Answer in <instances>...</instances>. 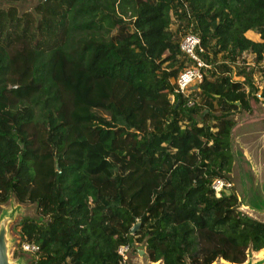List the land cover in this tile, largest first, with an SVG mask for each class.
<instances>
[{"label": "trees", "instance_id": "16d2710c", "mask_svg": "<svg viewBox=\"0 0 264 264\" xmlns=\"http://www.w3.org/2000/svg\"><path fill=\"white\" fill-rule=\"evenodd\" d=\"M3 1L0 204H35L18 224L39 249L30 264H120L134 242L161 264H242L264 248V221L211 188L234 166L231 113L258 86L264 102V0ZM191 24L204 61L249 52L258 80L210 69L177 92Z\"/></svg>", "mask_w": 264, "mask_h": 264}, {"label": "rangeland", "instance_id": "374dc122", "mask_svg": "<svg viewBox=\"0 0 264 264\" xmlns=\"http://www.w3.org/2000/svg\"><path fill=\"white\" fill-rule=\"evenodd\" d=\"M40 0H22L17 3V6L22 9H30L34 4L39 2ZM7 3L3 0H0V7L6 6ZM177 21L175 18L172 21L171 29L174 30L176 27ZM246 36L253 40H260L259 35L255 32H247ZM208 55V63L211 64L212 70H223L228 69L232 74V78L238 77L240 71L243 66L239 65L240 63H253L254 55L245 52L240 56H237L235 59L232 57H228L224 54L217 53L215 49L209 48L206 51ZM225 61H228L226 63ZM226 64V68L224 67ZM245 68V65H244ZM207 70V74L209 75L210 71ZM234 76V77H233ZM258 80V79H257ZM256 83V82H255ZM257 84V83H256ZM264 102L252 96L250 97L251 110L248 112L243 111L242 109L235 110L231 113L230 117L235 119L236 123L232 128V134L234 136L235 147H238V144L243 145L248 149V151H252L255 154H252L254 160L260 161V154L255 152L257 151L258 146H262L264 148ZM236 152V151H235ZM263 154V153H262ZM264 158V156H263ZM261 178L264 179V173L261 172ZM257 201V199H255ZM239 208L243 211H247L246 208H243L240 204ZM11 210H15L14 219L11 221L9 225V238H10V257L14 260L21 261L22 264H30L33 258V255L25 252L21 249L20 243L21 240L18 235L19 231V222L21 219L25 217L38 218L39 213L35 206V204L30 203H18L16 199L11 196L10 199L4 203L0 204V214L3 212H9ZM250 213V212H249ZM144 250L143 243L134 242L132 244V248L129 250L127 254V264H151L147 259L146 255H141L140 251ZM256 254V255H255ZM258 257L257 253L251 254L250 258ZM220 260H216L212 264H220ZM158 264H161L158 262Z\"/></svg>", "mask_w": 264, "mask_h": 264}, {"label": "built area", "instance_id": "2783aa9c", "mask_svg": "<svg viewBox=\"0 0 264 264\" xmlns=\"http://www.w3.org/2000/svg\"><path fill=\"white\" fill-rule=\"evenodd\" d=\"M189 17V13H188ZM192 24L184 32V34L181 36L179 47L183 55L191 62L190 65L184 67L179 73L177 78L175 79V88L176 91L182 94L183 96H187L188 92L193 90L194 85L198 84L206 74L207 70L212 69L211 64L204 61L200 57V52H202L201 48V41L200 36L198 33L194 32L191 28ZM240 66L242 65L246 70H251L252 77L255 81H257V75L254 72L255 71V64L254 63H240ZM229 75L232 74L230 71L227 72ZM241 76V75H238ZM234 77V76H233ZM236 80L235 78H232ZM246 87V86H245ZM259 89L254 93V97L261 100V87L258 86ZM191 102H189L190 104ZM232 182L229 181V179L225 178H216L211 183V188L214 191L215 197L219 198L221 194L224 192V190H230L232 189ZM20 247L23 251L28 252L34 256H36V253L38 252V246L35 244H31L29 242L21 241ZM132 248L130 244H123L120 245L117 248V253L121 256V262L120 264H127V254L129 250Z\"/></svg>", "mask_w": 264, "mask_h": 264}, {"label": "water", "instance_id": "95a60500", "mask_svg": "<svg viewBox=\"0 0 264 264\" xmlns=\"http://www.w3.org/2000/svg\"><path fill=\"white\" fill-rule=\"evenodd\" d=\"M193 89L197 88V84L192 86ZM231 152L234 153V136L231 129ZM263 153V154H262ZM260 154V163L258 166L252 165V172L248 174L249 182L251 184L248 190L245 179L243 178L242 186L239 188L240 200L239 202L249 209L262 211L264 213V179L261 178V172L264 173V151ZM233 158L238 167L240 163L238 158L233 154ZM226 194H230V190H224ZM257 199V201H255ZM15 210L9 212H3L0 214V264H22L19 260H14L10 257V238H9V225L14 219ZM135 229L132 228L131 232ZM264 249V248H263ZM141 255H146L144 250L140 251ZM254 254L252 251H248L247 259L242 264H264V254L256 258H250V255ZM146 259L147 255H146ZM149 261V260H148ZM150 262V261H149ZM220 264H233L220 259ZM152 263V262H150Z\"/></svg>", "mask_w": 264, "mask_h": 264}, {"label": "crops", "instance_id": "0c3cea01", "mask_svg": "<svg viewBox=\"0 0 264 264\" xmlns=\"http://www.w3.org/2000/svg\"><path fill=\"white\" fill-rule=\"evenodd\" d=\"M249 32H252V31H249ZM235 79L236 80H242V77L238 76ZM234 144H235V141H234ZM262 151H264V148L262 146H258L257 151L255 150V152H257L258 154H261ZM233 154L238 158V161H239L241 167H238L237 163L233 159V165L234 166H233L232 171L229 174L228 179H229V181L232 182V184H233L232 189H233L234 193L237 195L238 200H240L241 198H240V194H239V188L242 186L241 184H242L243 178L245 179L246 186L249 190L251 184L249 182L248 174L250 172H252V168H251L252 165L258 166L260 161H258V160L255 161L254 158L252 157V154H255V153H253L252 151H248V149L241 144H238V147H235V145H234V153ZM241 205L243 208H246V210H248L250 212L249 213V212L243 210L245 213H247L248 215H250L254 218H257L259 220L264 221V213L262 211L252 210L243 204H241ZM252 253H254V251H252ZM255 253H257V252H255Z\"/></svg>", "mask_w": 264, "mask_h": 264}, {"label": "bare ground", "instance_id": "6f19581e", "mask_svg": "<svg viewBox=\"0 0 264 264\" xmlns=\"http://www.w3.org/2000/svg\"><path fill=\"white\" fill-rule=\"evenodd\" d=\"M255 253V252H254ZM258 256H261L264 254V249H260L259 251H257ZM256 255V254H255ZM151 264H158V262H152Z\"/></svg>", "mask_w": 264, "mask_h": 264}]
</instances>
